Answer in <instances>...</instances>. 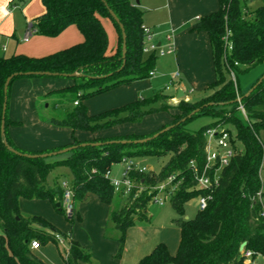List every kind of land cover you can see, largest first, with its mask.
<instances>
[{"label":"trees","instance_id":"16d2710c","mask_svg":"<svg viewBox=\"0 0 264 264\" xmlns=\"http://www.w3.org/2000/svg\"><path fill=\"white\" fill-rule=\"evenodd\" d=\"M104 1L124 26L127 44L125 61L122 59L120 28L101 0H41L45 11L30 25L34 34L53 38L75 25L84 41L41 58L0 54V123L3 87L10 75L23 73L12 79L8 99L11 85L17 79L60 77L24 75L29 72L79 74L72 78L73 85L46 95L56 101L51 106L53 115L43 119L48 124L69 128L73 132L93 134L122 124L138 123L146 116L160 112L175 111L176 114L170 123L148 135H120L85 142L74 137L66 147L29 153L39 155L77 147L52 161L16 155L5 148L0 136V264H46L32 251L31 243L57 244V235L63 241H68L65 253H60L64 264H92V253L70 234L60 232L41 216H24L19 208V200H46L73 221L75 202L83 200L87 194L95 195L104 205L113 203L115 190L105 176L113 166L123 159L149 156H168L169 160L158 173L132 171L131 192L119 208L110 212V222L119 236L116 239L117 258H121L124 252L127 230L137 222L148 219V205L157 195L155 188L171 176H175L174 184L177 185L176 191L171 193V206L178 214V218L173 220L179 230L177 251L171 254L164 243H159L138 264H243L239 248L244 242L247 249L264 254V143L261 141L264 132V80L245 97L248 91L242 92L239 88L237 93L229 75V70H232L237 79V73L243 72L241 67L248 69L264 63V4L249 12L246 7L248 0H220L216 12L200 18L192 26L196 32H205L210 41L217 78L208 85L207 91L212 92L209 95L196 102L179 100L172 105L169 103L170 96L160 93L89 115L84 101L134 81L150 78L158 57L154 52H143V11L140 7L132 0ZM10 4L17 7L20 3L11 0ZM101 18L109 19L118 33V47L113 55L107 52L108 37ZM227 33L232 43L231 51L223 41ZM237 94L242 98L240 103L236 102ZM75 102L78 105H73ZM210 103L213 106H205ZM197 109H200L198 113L187 118ZM203 115L213 117L215 121L197 133H189L185 128L186 123ZM182 119H186L185 122H181ZM10 125L12 121L8 117L7 103L6 141L14 150L28 154L11 141L8 135ZM226 126L235 130V136ZM168 127L171 128L152 138ZM217 127L230 133L236 155L219 172L213 188L201 189L196 185L190 162L194 161L198 167L204 165L205 133ZM148 138L150 140L143 144L134 143ZM121 141L131 143L122 144ZM94 143L101 145L81 146ZM126 148L134 149L130 151ZM60 168L70 172L71 178L63 183H68L72 193V215L67 214L64 205L66 189L59 178L54 177ZM201 196L207 198L205 209H198L193 219H185L184 204ZM77 218L80 220L78 214Z\"/></svg>","mask_w":264,"mask_h":264},{"label":"crops","instance_id":"0c3cea01","mask_svg":"<svg viewBox=\"0 0 264 264\" xmlns=\"http://www.w3.org/2000/svg\"><path fill=\"white\" fill-rule=\"evenodd\" d=\"M8 1L0 0V44L6 45L5 56L25 55L41 58L84 41V37L78 28L72 25L53 38L34 34L28 41H24L23 37L20 41L21 44L19 42L13 43L11 40L14 37L13 33L18 30L20 25L19 17H17L18 21L12 18V11L4 12ZM132 2L143 11L142 25L151 29L156 46L166 47L165 37L171 35V43L175 51L173 54L164 55L168 56V59L160 63L163 68L159 67L160 64H155V69L159 71L160 76H157L154 70V75L148 79L134 81L129 85L98 95L99 97H93H97V100L91 98L84 101L89 115L118 108L142 98H151L159 94V91L170 96L169 103L172 105H176L179 101L176 99L179 90L184 93L180 100L196 102L206 96L208 85L217 78L209 37L205 32L194 31L192 26L200 18L216 12L219 9L220 0H132ZM263 4L264 0H256L255 10ZM22 7L23 9L19 5L16 8H20L19 11L24 15L25 36L32 21L44 13L45 7L41 0H27ZM247 10L249 11L248 8ZM101 22L108 37L107 52L113 55L118 47L117 30L109 19L101 18ZM20 27L22 28L23 25ZM48 78L51 77L20 78L15 80L10 88L8 116L12 125L8 127V135L18 149L28 154L66 147L73 142L74 137L80 142H85L94 138H110L128 134L148 135L170 123L173 115L176 114L175 111L160 112L146 116L138 123L122 124L93 134L84 131L73 132L69 128L56 127L43 120L53 115L54 111L51 106L56 101L55 98H47L46 95L52 91L60 90L62 87L65 88V85L67 87L74 83L70 84V81L63 82ZM141 91L145 92L144 96ZM193 93H198L199 98L193 100L191 97ZM39 105L42 109L39 108ZM134 126H139V129H135ZM113 175L111 172L112 178H114ZM55 176L62 183L71 178L70 172L66 168L58 169L54 173ZM84 198L86 202L93 203L97 207L98 231H96V237L98 238L108 217L109 206L102 204L93 194H87ZM84 204L80 205V209L83 208ZM19 208L22 214L27 212L49 220L54 216H52L54 213L52 205L46 200L20 199ZM77 214L79 215V212ZM173 225L168 223L161 226H149L148 224L130 227L126 233L125 248L120 259H113V255L118 250L116 240L104 238L101 241L98 240L102 264H138L159 243H164L169 252L174 254L176 251V233H179V230ZM32 251L48 264H54L53 262L50 263L46 256L39 253L37 249ZM93 254L92 257H95L96 252L93 251Z\"/></svg>","mask_w":264,"mask_h":264},{"label":"rangeland","instance_id":"374dc122","mask_svg":"<svg viewBox=\"0 0 264 264\" xmlns=\"http://www.w3.org/2000/svg\"><path fill=\"white\" fill-rule=\"evenodd\" d=\"M22 1L26 2L27 0H16V2L20 3L19 4L20 8L23 9L22 6L25 2H22ZM255 4H256V0H248L246 2V7L249 9V12H253L255 10V7H256ZM19 9L12 6L9 0L4 9L5 10L4 12L12 11V15H13L12 18H15V20L17 19V21H18L17 17H19V21H18L19 25L20 26L23 25V27L21 28L20 26H18L17 28L18 30L15 33H13L14 37H12L11 40L13 43L19 42V44H21L20 41L24 37V32L26 30V23L24 21V15L23 13H21V11H19ZM109 34H110V31H109ZM9 51L8 53H10ZM157 56L158 57H157L156 64H160L162 61H165L166 59H168V56H164V57L159 56V55ZM159 67H162V65L160 64ZM241 70L243 72H238L237 79H235V82L233 81L234 88H235V91H237V93H239V88L241 89L242 92H247L251 88V86L255 84L264 75V63L255 65L248 69L243 66L241 67ZM155 71L157 73V76H160L159 71L157 69H155ZM229 75H230V79L233 80L231 76V70H229ZM48 79H52L56 81H63V82L70 81V84L74 82L73 79H67V78H61V77H51ZM162 80H159V81H162ZM237 82L239 84V87L237 86ZM141 92H142L141 94H143L144 96L145 92L144 91H141ZM162 92L163 91H159L158 93L160 94ZM210 93L212 92L207 91L206 96L209 95ZM191 97L193 100L199 98L198 93H193ZM239 98H240V95L237 94V99ZM97 99L98 98L96 97V98H93L92 100H97ZM8 102H9V99H8ZM240 107L241 106L239 105V109ZM39 108L42 109L40 105H39ZM214 121L215 119L210 116H206V115L198 116V117H195L189 120L186 123L185 128L187 129L189 133L193 134L209 126ZM134 127L137 130L139 129V126H134ZM226 127H228L231 130L232 136H235V130L231 126H226ZM128 135H131V134H128ZM261 141L264 143V132L261 134ZM239 147L240 145H238V148ZM132 149L134 148H126V150H130V151ZM64 156L65 155L62 154V155H58L55 157H51V158H48V161H52L54 159L64 157ZM168 160H169L168 156L161 157V158H157L155 156L134 157L131 159V161L135 164V168H134L135 170H138V171L145 170L150 173H158L161 170V168L168 162ZM122 171H123V164L122 163L116 164L111 169L112 175L114 174L113 175L114 179L121 180ZM122 195L119 194L118 191H114L113 203L109 206L108 217L105 223L103 224L102 233L98 236V238L96 237L97 236L96 231H98L97 229V224H98L97 223V219H98L97 207L93 203H89L88 201L86 202L85 198L81 201L75 202V217L73 221L68 220L64 213L58 212L53 206H52V210L54 212L52 214V216L54 215L53 218L51 220L47 218L46 219L49 220L48 222H51V224L54 225L60 232L67 234V235L70 234L74 240H76L77 242H81L80 245L84 246V248H86V250L90 251L92 254H93V251H95L97 256L95 255V257H92V264H102L103 260H102V256H100L101 253L99 252V247H98V244L100 242L97 243V241L98 240L101 241L103 238L107 240L115 241L119 237L118 233L114 229L113 224L110 222L109 215L112 210L119 208V206H121V204H123L126 201L127 196L125 195L122 197ZM171 195H172L171 191L169 190L166 192L159 193L158 199L161 201L162 204L158 201H155V199L152 198L147 208L148 219L143 222H137L135 226L140 227V226H145L148 224L149 226H152V225L161 226L162 224H168V223L173 225L174 223L173 220L178 218V214L171 206ZM82 203L83 204L85 203V204L83 208L80 209V205ZM198 203H199V197H194L184 204L183 217L185 219H193L195 217L198 211ZM77 212H79L80 220H78L77 218ZM23 214L24 216H33V214H29L27 212L26 213L23 212ZM173 227L175 226L173 225ZM0 234H2L1 227H0ZM175 242H176V251H177L178 244H179V233L178 232L176 233ZM67 245H68L67 240L64 241V243L62 244L59 242L57 244L50 242L45 245L39 243L37 250L39 253L44 254L46 256V259L50 263L53 262L54 264H64L60 253H63V254L65 253V250L67 249ZM176 251L174 252V254L176 253ZM116 254L117 252L113 255L114 256L113 259H120L116 257ZM37 256L40 259H42L39 255ZM45 263L48 264L47 262Z\"/></svg>","mask_w":264,"mask_h":264},{"label":"built area","instance_id":"2783aa9c","mask_svg":"<svg viewBox=\"0 0 264 264\" xmlns=\"http://www.w3.org/2000/svg\"><path fill=\"white\" fill-rule=\"evenodd\" d=\"M144 34V47L143 52L145 54L156 53L159 56H164L168 54H173L175 49L173 44L171 43V35H167L165 40L167 42L166 47L160 48L156 46L153 41V35L150 28L142 25L141 27ZM35 31L29 27L25 36L24 41H28L29 38L34 35ZM225 46L228 51L232 50V43L229 40V33L223 38ZM6 52V45L0 44V54ZM154 75V72L150 73V77ZM231 76L233 81L235 82L236 76L231 70ZM74 105H78V102H75ZM243 112V108L240 107ZM206 137V148H205V163L202 167H198L194 161L190 162V168L192 169V173L194 175V180L196 181V185L201 189H211L217 184L218 174L219 172L226 166L229 165L231 159L236 155V151L234 150L231 144V135L224 128H210L205 133ZM123 171L121 180H116L111 177V171L106 173V178L110 181L115 191L123 193L124 195H128L131 192L133 187V183L130 179V173L134 171L135 164L131 161V159H123ZM139 172H146L145 170ZM211 175H213V179H211ZM175 176L169 177L165 182L158 185L155 190L157 191V195L154 197L155 201L161 203L158 199V194L165 192L167 189L171 191V193L176 191L177 185L174 184ZM63 187L66 189L64 194V205L68 215L73 214V206L71 204V190L68 187V183H63ZM210 198V197H209ZM208 198V199H209ZM162 204V203H161ZM207 204L206 197H199L198 209H205ZM262 216L264 217V205ZM56 239L59 243H64L60 236H56ZM39 242L33 241L31 243V249H38ZM242 257L243 264H264V254L260 252H253L246 247L240 251Z\"/></svg>","mask_w":264,"mask_h":264},{"label":"water","instance_id":"95a60500","mask_svg":"<svg viewBox=\"0 0 264 264\" xmlns=\"http://www.w3.org/2000/svg\"><path fill=\"white\" fill-rule=\"evenodd\" d=\"M106 6V2L104 0H101ZM138 3V2H137ZM108 8V6H107ZM108 12L111 16V18L113 19V21L118 24L119 28H120V31H121V34H122V59H123V62L125 61V57H126V52H127V44H126V34H125V30H124V26L121 24V22L119 21V19L116 17V15L112 12V10H110L108 8ZM19 75H23V73H15V74H12L10 75L5 83H4V87H3V93H4V102H3V106H2V115H1V123H0V136H1V139H2V142L5 146V148L7 150H9L10 152L16 154V155H22V156H25V157H28V158H51V157H55V156H58V155H62V154H67L68 152H71L73 149H76L77 147L73 146V147H68V148H65V149H62V150H59V151H56V152H51V153H45V154H39V155H30V154H21L20 152L14 150L13 148H11L7 141H6V136H5V128H6V111H7V103H8V89H9V86H10V83L12 81V79L14 77H17ZM24 75H44V76H60V77H68V78H74V77H77L79 76L78 73H74V74H71V75H66V74H52V73H48V72H29V73H25ZM264 80V75L256 82V84L248 90V92L245 94V97L249 96L255 89L256 87L261 84ZM184 96V93L179 90L178 93H177V97L176 99L177 100H180L182 99ZM242 101V98H239L236 100V102L240 103ZM205 106H213L212 103L208 104V105H205ZM200 111V109H197L195 110L194 112H192L187 118H191L193 115H195L196 113H198ZM186 119H182L181 122H185ZM171 127H168L166 129H164L163 131H161L160 133L154 135L152 138H156L159 134H162L164 133L165 131L169 130ZM150 138L148 139H143V140H138V141H134L135 144H143L147 141H149ZM120 143L122 144H127V143H131V141H121ZM86 145H92V146H100L101 143H94V144H82L81 146H86ZM246 247V242L242 243L240 245V248H239V251H242L244 248Z\"/></svg>","mask_w":264,"mask_h":264}]
</instances>
